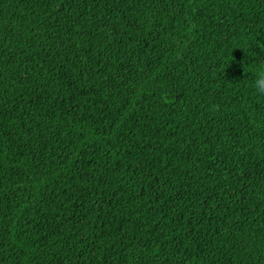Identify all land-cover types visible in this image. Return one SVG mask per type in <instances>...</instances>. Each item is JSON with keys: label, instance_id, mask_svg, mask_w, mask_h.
<instances>
[{"label": "trees", "instance_id": "16d2710c", "mask_svg": "<svg viewBox=\"0 0 264 264\" xmlns=\"http://www.w3.org/2000/svg\"><path fill=\"white\" fill-rule=\"evenodd\" d=\"M263 32L264 0H0V264H264Z\"/></svg>", "mask_w": 264, "mask_h": 264}, {"label": "clouds", "instance_id": "9594fccd", "mask_svg": "<svg viewBox=\"0 0 264 264\" xmlns=\"http://www.w3.org/2000/svg\"><path fill=\"white\" fill-rule=\"evenodd\" d=\"M254 86L261 95H264V69L258 71L255 77Z\"/></svg>", "mask_w": 264, "mask_h": 264}, {"label": "rangeland", "instance_id": "374dc122", "mask_svg": "<svg viewBox=\"0 0 264 264\" xmlns=\"http://www.w3.org/2000/svg\"><path fill=\"white\" fill-rule=\"evenodd\" d=\"M261 37L264 39V32L261 34Z\"/></svg>", "mask_w": 264, "mask_h": 264}]
</instances>
